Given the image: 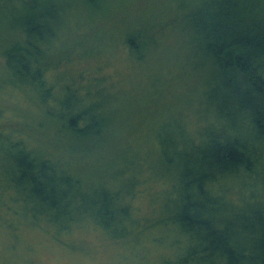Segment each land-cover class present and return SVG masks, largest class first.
Returning a JSON list of instances; mask_svg holds the SVG:
<instances>
[{"label":"trees","instance_id":"16d2710c","mask_svg":"<svg viewBox=\"0 0 264 264\" xmlns=\"http://www.w3.org/2000/svg\"><path fill=\"white\" fill-rule=\"evenodd\" d=\"M61 1L0 0V213L52 225L56 240L96 231L136 264H264V0H174L121 21L127 54L139 62L165 27L182 36L180 66L197 82L146 142L110 165L120 168L94 178L73 151L87 149L79 139L99 140L108 100L94 101L102 79L68 72L56 56L72 32L73 10ZM104 1L79 0V9L104 14ZM82 49L78 56L94 53ZM59 79L68 84L57 88ZM3 95H19L74 146L55 154L32 140L24 117L4 113ZM142 183L163 184L148 197V216L134 201Z\"/></svg>","mask_w":264,"mask_h":264},{"label":"rangeland","instance_id":"374dc122","mask_svg":"<svg viewBox=\"0 0 264 264\" xmlns=\"http://www.w3.org/2000/svg\"><path fill=\"white\" fill-rule=\"evenodd\" d=\"M173 1L105 0L103 6L108 12L96 13L95 16L79 9V0L61 1L73 10L67 20L72 32L64 37L66 46L56 56L65 58L62 67H68L66 71H79L104 81L102 88L98 89L100 97L94 101L107 99L106 108L110 111L99 140L79 139L87 149L73 151L78 158V169L85 170L88 178L105 172L111 176L121 167L111 169V163L120 164V154L140 147L146 142L147 133L152 134V129L163 119L162 116L176 112L183 105L185 96L194 93L196 76L180 66L182 47L179 43L182 36L175 34L169 37L171 32L165 27L160 44L159 40H156L157 44L156 41L151 42L153 51L142 62L130 57L123 43L122 33L128 27H124L121 21L130 20L131 15L142 20L145 15L167 9ZM85 45H91L94 53L88 57L78 56ZM68 57L71 61L67 60ZM60 82L59 79V89L68 84L67 81ZM1 101L4 102L5 114L14 116L16 112L24 117L23 130L35 142L48 145L55 154L61 153V148L68 149L76 143L75 140H66L59 127L47 122L43 115L32 114L33 107L19 95H3ZM10 122L11 126H21L18 122ZM61 156L69 160L67 156ZM158 184L149 186L142 183L139 188V196L134 201L139 212L145 214L143 216L150 213V193L163 186ZM28 220L26 215H16L10 210L0 213V264H136L130 260L132 256H128L129 249L110 246L96 231L83 228L60 233L58 240L63 242H59L53 235L54 226L46 225L47 230H43L42 223L35 227ZM40 220L43 222L42 218ZM150 249L153 251L154 246ZM150 259L153 258L149 256Z\"/></svg>","mask_w":264,"mask_h":264}]
</instances>
